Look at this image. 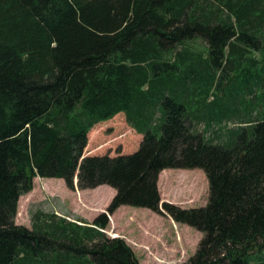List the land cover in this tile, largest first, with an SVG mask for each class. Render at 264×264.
<instances>
[{
  "label": "trees",
  "instance_id": "16d2710c",
  "mask_svg": "<svg viewBox=\"0 0 264 264\" xmlns=\"http://www.w3.org/2000/svg\"><path fill=\"white\" fill-rule=\"evenodd\" d=\"M249 48L262 68L237 85ZM119 113L143 136L137 151L83 157ZM167 169L202 170L206 205L161 203ZM76 173L79 191H115L91 227L41 213L15 224L35 178L74 190ZM122 206L200 232L184 264L264 252V0H0V264H139L99 230Z\"/></svg>",
  "mask_w": 264,
  "mask_h": 264
},
{
  "label": "rangeland",
  "instance_id": "374dc122",
  "mask_svg": "<svg viewBox=\"0 0 264 264\" xmlns=\"http://www.w3.org/2000/svg\"><path fill=\"white\" fill-rule=\"evenodd\" d=\"M193 44L202 45L199 42ZM255 58H262V54L249 48L245 60H241L240 66L232 70L231 76H237V85L261 71L262 63L254 66L249 62ZM224 82L220 95L222 99L226 98L223 97L226 89H229ZM246 99L249 101V96L246 95ZM196 107L192 105L190 108L193 110ZM231 120H225L223 126L227 129L233 127ZM197 129L201 132L203 125ZM87 138L83 157H115L136 152L143 136L131 129L125 115L119 113L108 121L96 124ZM157 187L161 203L182 209L204 207L208 200V182L200 169L164 170L158 176ZM114 194L115 191L109 186L82 191L75 186L74 190H69L62 179L35 178L32 191L18 201L15 224L30 229L32 217L41 213L43 216L53 215L56 220L66 223L91 227L96 217L106 213ZM106 218L107 226L99 230L106 239L124 241L139 264H184L195 254L202 238V234L193 228L177 224L171 218L148 209L122 206L113 214H107ZM249 264H264V252L252 255Z\"/></svg>",
  "mask_w": 264,
  "mask_h": 264
},
{
  "label": "water",
  "instance_id": "95a60500",
  "mask_svg": "<svg viewBox=\"0 0 264 264\" xmlns=\"http://www.w3.org/2000/svg\"><path fill=\"white\" fill-rule=\"evenodd\" d=\"M75 177H76V178H75V181H74V185L77 186V181H78V179H77V175H76Z\"/></svg>",
  "mask_w": 264,
  "mask_h": 264
}]
</instances>
